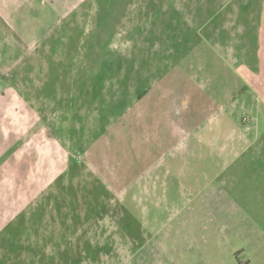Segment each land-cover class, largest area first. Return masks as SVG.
<instances>
[{
    "label": "rangeland",
    "instance_id": "374dc122",
    "mask_svg": "<svg viewBox=\"0 0 264 264\" xmlns=\"http://www.w3.org/2000/svg\"><path fill=\"white\" fill-rule=\"evenodd\" d=\"M76 11L0 82V264H264V0Z\"/></svg>",
    "mask_w": 264,
    "mask_h": 264
},
{
    "label": "crops",
    "instance_id": "0c3cea01",
    "mask_svg": "<svg viewBox=\"0 0 264 264\" xmlns=\"http://www.w3.org/2000/svg\"><path fill=\"white\" fill-rule=\"evenodd\" d=\"M85 1L87 0H0V82H8L9 89L14 90L26 103L29 104L28 97L31 95L26 90V83L35 80L31 73L36 70L33 61L29 59L35 57L37 51L33 55L31 52L41 50L48 51L49 57L58 55L53 54V50L58 53L62 49L60 38L65 33L66 20L75 16L76 8ZM66 2H72L73 5L66 7ZM72 42L73 40L71 44ZM51 58L41 87L47 82L50 67L63 63ZM6 94L0 92L1 96H7ZM57 97L54 96L53 101H58ZM199 143L202 141L197 144Z\"/></svg>",
    "mask_w": 264,
    "mask_h": 264
}]
</instances>
